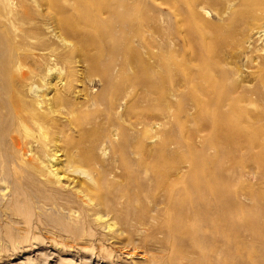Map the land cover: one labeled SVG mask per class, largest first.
<instances>
[{
  "label": "rangeland",
  "instance_id": "374dc122",
  "mask_svg": "<svg viewBox=\"0 0 264 264\" xmlns=\"http://www.w3.org/2000/svg\"><path fill=\"white\" fill-rule=\"evenodd\" d=\"M126 10L128 23L121 26L113 15ZM11 24L22 65L14 79L27 74L28 82L42 87L66 83L67 89L43 88L42 94L53 96L58 110L77 111L69 127L60 125L64 117L55 118L62 129L50 140L35 125L19 136L33 146L27 154L39 164L40 178L56 152L62 163L55 167L64 178L50 188L62 202L76 200L77 208L52 221L37 213L34 197L21 205L22 195L6 196L0 264H28V258L34 264H84L90 258L117 264L118 257L151 264L140 258L142 252L154 260L162 256L163 236L152 229L142 234L136 257L124 255L117 226H106L113 223L111 215L98 219L93 202L80 194L70 198L88 181L68 172L70 164L94 178L105 170L125 183L123 159L168 161L170 174L176 165L187 171L195 159L216 171L228 188L231 222L241 232L233 253L219 260L264 263V0H0V26ZM79 149H88L93 159H75ZM17 180L25 196L37 185L22 176ZM255 215V227L244 224ZM71 225L82 228L80 235L70 232ZM216 225L228 235L235 232L221 219ZM182 249L195 257L187 246Z\"/></svg>",
  "mask_w": 264,
  "mask_h": 264
},
{
  "label": "bare ground",
  "instance_id": "6f19581e",
  "mask_svg": "<svg viewBox=\"0 0 264 264\" xmlns=\"http://www.w3.org/2000/svg\"><path fill=\"white\" fill-rule=\"evenodd\" d=\"M4 9L7 10V5L4 6ZM125 12L113 15L114 19L121 23V26L128 23V11ZM12 28V24L0 26V217L3 208L7 207L5 197L8 195L20 197L22 195L24 199H21V205L29 203V200L34 197L38 214L47 213L50 220L59 221L65 216L63 211L77 208L76 200H72V204L62 202L57 196L59 192L50 188L54 183L58 185L64 178L59 175V167H55L61 165L62 162L54 152L49 158L48 171L41 174L43 179L38 177L36 173L40 169L37 168L39 164L34 162L35 157L29 158L27 154V152H32L29 151L31 145L28 143L29 146H27L19 136H21L22 128L35 125L40 136L50 140L53 133H59L65 124L69 127L77 111L74 113L75 110H58L53 104V96L48 97L47 93L42 94L43 88L50 91L67 89L66 83L50 81L42 87V85L28 82L29 75L27 74L20 75L19 80L18 78L14 79V75L22 65H19L21 62L16 53V40ZM106 67L109 68L110 65ZM107 80L110 83L109 77ZM20 89L25 90L26 93H20ZM57 116L64 117L67 122L62 125V121L60 129L55 125V122L58 121ZM53 139L51 138L52 141ZM123 139L125 140V138ZM82 140L81 138L80 143L83 142ZM127 140L129 139L126 138ZM126 141L121 147L124 154L128 152L127 144H125L128 141ZM165 143L167 144H164L163 148L166 150L169 142ZM82 147L84 148V146ZM87 151L88 149L86 151L79 149L76 153L77 157L74 158L83 162L93 159L91 158L92 153L89 154L90 152L87 153ZM25 154H27V160L24 157ZM124 160H122V170L125 183L115 182L105 170H103L104 173L94 178V175L91 176L92 174L90 175L77 165H71L70 162H68L70 165L67 168L68 172L79 177L83 176L88 180L86 184L81 183L71 192L70 198H76L75 194H80L89 202H93V210L98 215V219L104 221L106 216L111 215L113 223L106 226H117L116 234L125 241L124 255L136 257L137 243L142 241V234L148 232L146 230L152 229L154 233L163 236L161 243L165 248V253L154 260L152 255L142 252L140 256L142 259H150L152 263L155 261L156 264H178L181 259H186L189 264H229L225 261L222 263L219 260V255L227 257L233 253L232 245L237 243L241 232L236 230V225L231 222L228 213V188L220 184L216 171L209 170L204 165L202 167L195 159L190 162L187 171H184L182 166L176 165V174H170L166 170L168 161L160 164L147 162L137 164ZM32 171L33 173H31ZM39 172L41 173V171ZM20 176L31 180L30 182L34 185H38L29 190L26 196L23 194V188H20L23 181L17 180V177ZM36 177L38 179L34 180ZM6 188H9L8 193ZM17 202L19 203L16 200L15 203ZM218 219L223 222L222 226L233 229L235 232L231 235L221 232L220 230L223 231V229L216 225ZM256 219V215L247 218L244 224L254 226V223L257 222ZM68 229L76 235H80L82 230L76 225H71ZM142 243L140 242L141 246ZM185 246L189 248L190 255H195V257H190L182 249ZM166 252L168 253L166 254ZM238 254L241 255V251ZM120 259L119 257L116 259L117 264H141L135 261L133 263L131 259ZM26 261L28 264H34L31 258ZM84 264H98V262L93 263L90 258L85 260ZM107 264L112 263L107 262ZM262 264L264 263L262 262Z\"/></svg>",
  "mask_w": 264,
  "mask_h": 264
}]
</instances>
